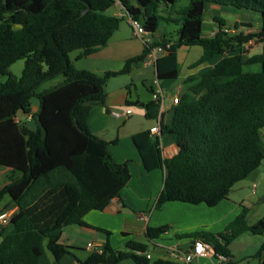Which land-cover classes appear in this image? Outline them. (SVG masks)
I'll list each match as a JSON object with an SVG mask.
<instances>
[{
	"label": "trees",
	"instance_id": "1",
	"mask_svg": "<svg viewBox=\"0 0 264 264\" xmlns=\"http://www.w3.org/2000/svg\"><path fill=\"white\" fill-rule=\"evenodd\" d=\"M116 1L151 32L174 24L176 39L164 30L159 40L146 42L142 52L119 70L99 74L76 68L71 51L89 55L118 29L122 17L105 13ZM209 3L258 12L259 30L245 32L234 22V30L228 32L225 21L214 16L217 29L204 36ZM253 37H264V0H0V74L7 75L0 81V167L8 168L0 201L7 196L16 205L8 222L11 228L2 231L0 264H58L69 253L60 242L63 227L89 226L84 215L102 210L119 196L130 179L127 162L112 158L108 142L91 133L85 119L90 104L105 102L107 80L130 72L131 64L144 61L153 49L161 50L155 58L158 75L178 70L177 49L182 46L202 48L191 67L219 56L208 71L184 78L186 91L170 108L167 122L156 100L127 101L143 106L145 117L159 122L158 134L146 129L132 135L144 168L163 171L154 208L167 201L213 206L226 198L232 186L264 159L259 135L264 126V44L263 52L246 60L258 65L256 70L243 69L238 50ZM22 58L24 66L16 77L8 67ZM58 75L63 76L59 84L37 90ZM33 95L40 99L35 110L29 100ZM19 113L23 117L16 121ZM28 118L36 123V131L25 125ZM169 144L176 146V152L164 158L162 147ZM246 213L243 206L218 233L192 235L229 258L228 245L238 235H264V215L248 224ZM166 229L147 226L146 235L152 240ZM148 248L133 238L125 242L124 250L106 243L101 252L90 253L78 264H119L125 259L136 264L167 263L150 261ZM262 252L264 239L254 257Z\"/></svg>",
	"mask_w": 264,
	"mask_h": 264
},
{
	"label": "crops",
	"instance_id": "2",
	"mask_svg": "<svg viewBox=\"0 0 264 264\" xmlns=\"http://www.w3.org/2000/svg\"><path fill=\"white\" fill-rule=\"evenodd\" d=\"M113 6L118 8L120 13L125 12L128 16L127 11L119 1H116ZM111 14L118 16L116 12ZM129 18L128 16L127 24L129 29L119 25L105 45L98 47L94 52L86 56H80L81 51L78 52L73 65L78 69H87L99 74L106 70H119L126 60L134 58L142 52L146 43L145 38L148 39V43L160 39L163 35L164 30L161 32H156L157 30L151 32L147 29V34L137 35L129 22ZM233 30V28L230 29V31ZM215 31H211V35ZM160 54L161 50L153 49L144 61H135L133 62L135 65L131 64V70L136 66H141L144 69L151 68L153 74H155V78L144 79L143 81L145 88L149 92L145 99L139 95L133 96L128 85H125V89L123 87H120L118 90L108 89L109 81L107 80L105 102L103 104L94 103L89 106L85 119L87 129L108 142V150L116 162H127L130 179L120 190L119 196L110 200L108 205L102 210H91L84 215L83 220L89 226L71 224L63 227L60 242L68 247L69 253L63 255L59 259L58 264H78L79 260H85L90 253L101 252L106 243H109L115 249L124 250L122 248H125V242L130 238L140 241L137 239L138 233H134L127 224L128 219L135 215L145 223V241L140 242H146L149 245L145 254L150 256V261L161 259L167 262L164 264H184L181 259V252H188L193 240L199 239L195 238L192 234L199 231L210 233L222 231L240 212L243 206L247 208L246 214H248V206L242 203L241 207L240 205L237 206L235 203L229 202L228 198L220 200L213 206H208L205 203L191 204L181 201H167L160 208H154L155 201L163 185V171L159 168L152 170L144 168L141 157L133 144L132 135L136 132L150 129L153 126H159V122L158 120L145 117V109L141 105L139 106V112L133 113L132 109H130L131 112L126 114V109H129L127 101L134 102L137 99L141 102H147L155 100L154 94L156 92L163 95L164 103L160 107V112L163 113L164 120L167 122L172 116L170 111V108L173 106L171 98L176 95L180 97L186 91V85L183 83L184 78L190 75L199 76L204 67L209 70L219 59L214 58L198 66L191 67V64L202 54L201 48L197 58L187 64V69L184 73H177V70L158 75L156 73L155 58ZM83 59H88L91 62L90 64H94V67L82 65L81 61ZM167 78H174L176 82L173 84L170 81L166 83L164 80ZM155 84L157 87H155ZM164 84L168 86L172 85L173 87L172 89H164ZM150 88H153V92L149 91ZM36 108V106H33L34 110ZM19 114L16 118L23 117V115L19 117ZM120 119L121 121L125 120V122L118 127ZM113 124L118 128L114 137L111 136ZM121 127L125 129L122 134L123 137L119 135ZM175 152L176 146L174 144L163 146L161 150L162 157L164 158L170 157ZM7 173V167H0V175H4L2 176L4 178H2L0 186L7 182ZM118 200L121 201L122 205L118 203ZM4 208V211L13 213L16 210V205L9 198H3L0 201V210ZM246 221L248 224H252L247 218ZM162 225L167 227L166 231L158 238L150 240L146 235L147 226L157 227ZM10 228L11 225L9 223L0 224V241L4 236L2 231L4 230L5 233ZM244 236L245 233H242L237 237ZM89 242L94 244L92 248L87 247ZM254 242L256 249L254 248L250 253H244L243 251L235 252L228 247L230 252L228 259H222L216 255H208L194 257L189 264H231L235 261H240L239 259L250 257L255 258L254 264H262L264 262V252L259 257H254L262 240ZM174 251L176 255L173 253ZM154 252L156 253V257L153 255ZM47 255L51 261L54 260L51 253L47 252ZM119 264L136 263L131 259H125Z\"/></svg>",
	"mask_w": 264,
	"mask_h": 264
},
{
	"label": "rangeland",
	"instance_id": "3",
	"mask_svg": "<svg viewBox=\"0 0 264 264\" xmlns=\"http://www.w3.org/2000/svg\"><path fill=\"white\" fill-rule=\"evenodd\" d=\"M116 12L119 17H122L121 22L119 25L125 26L127 29H129V26L127 24V15L124 12H119L118 8L112 6L109 9L105 11L107 14H111ZM214 16H218L222 18L226 23V28L229 30L232 28L234 22H236L239 25V29L245 32H257L260 28L261 24V17L258 12L249 10V9H237L232 6H225V5H217V4H206L205 10H204V18H203V29L202 33L204 36H211V31L217 29V22L213 19ZM175 29V25H166L165 28H159L156 32H161L162 30L167 31L168 37H172V39H176L175 32L173 31ZM159 40V39H158ZM263 44H264V37L260 39L259 37H253L248 42L241 45V47L238 49L243 57L244 70H256L258 68V65L256 64H247L246 60L250 56L254 54H259L263 52ZM201 50L200 46H191V47H184L182 46L177 51V61H178V71L177 73H184V71L187 69V64L195 60L197 56L199 55V52ZM80 52L79 49L73 50L69 53V57L73 63L75 56ZM217 57H215L216 59ZM219 58V56H218ZM82 65L85 67H94V64H90L91 62L88 61V59H83ZM89 62V63H88ZM78 65V63H77ZM135 65V63H133ZM24 66V59H18L15 62H13L9 67L8 70L10 73L15 75L16 77H19L21 75L22 69ZM134 67V66H133ZM133 70L130 71V73H122L118 74L116 76L110 77L108 79V89L118 90L120 87H123L125 89V85H128L130 88V91L133 96L139 95L141 98L145 99L146 96H148L149 92L144 86V79L149 78H155V74H153V71L151 68L144 69L141 66H136L132 68ZM208 69L205 67L201 70L199 75L206 72ZM7 78L6 74H0V81L3 82ZM63 80L62 75H58L56 77H53L51 79L43 81L37 88L38 91H41L43 89H48L50 87H53L57 84H59ZM107 81V82H108ZM166 83H169V81L173 84L175 83V79H169L167 78ZM107 84V83H106ZM106 87V86H105ZM155 87L157 85L155 84ZM172 85L168 86L166 84L163 85V88L165 89H172ZM140 105L132 104L127 105L129 109H132V112H139ZM19 117H22V114H19ZM125 122V120L118 123V127L122 125ZM117 126L113 124L111 127V136H116V130ZM124 128H120L119 135L120 137L124 133ZM260 135V141L262 144V147L264 149V126L260 128L259 130ZM110 136V135H109ZM123 137V136H122ZM123 141V140H122ZM121 141V142H122ZM131 144V143H129ZM124 145V143H122ZM4 176V175H2ZM0 175V183L1 180H3ZM5 199L8 198L7 196L4 197ZM227 200L231 203H235L237 206L242 204H245L248 206V214H246V218L250 222H255L261 215H264V159L261 161L260 165L253 170L246 178L236 182L230 192L228 193ZM128 227H130L134 233H138L137 239L140 241H145V232L144 227L145 223L143 220L138 219V217L132 216L128 219ZM246 236H253L246 237ZM264 235L261 234H253L250 232H246L244 237H237L235 238L228 247L231 250L237 251H243L244 253H250L254 250L256 247V244L254 241L256 240H263ZM125 249V248H122ZM256 249V248H255ZM154 257H156V253L154 252ZM236 255V254H235ZM240 261H235L231 264H254L255 258H243L239 259Z\"/></svg>",
	"mask_w": 264,
	"mask_h": 264
},
{
	"label": "built area",
	"instance_id": "4",
	"mask_svg": "<svg viewBox=\"0 0 264 264\" xmlns=\"http://www.w3.org/2000/svg\"><path fill=\"white\" fill-rule=\"evenodd\" d=\"M129 22L131 24V26L134 29L135 34L137 35H142V34H147V30L142 26V24L134 19L129 18ZM226 31H228V29H226ZM146 40V42L148 41V39H144ZM158 51H160V48H158ZM154 99L158 102L159 104V111H160V107L163 105L164 103V96L160 95L159 93H155L154 94ZM180 100V97L178 95L173 96L171 98V103L177 104ZM131 112L130 109H126V114H129ZM16 121H18V118H15ZM151 133L154 134H158L159 133V126H153L150 129ZM12 213H10L9 211H3L0 213V224L4 225L6 223L9 222L10 217H11ZM94 246V244L92 242H89L87 244L88 248H92ZM176 255V252H173ZM181 259L184 262V264H189V262L194 258V257H202V256H208V255H216L217 257H220L222 259H228L227 257H224L221 254H216L212 245L208 242H205L201 239H194L192 242V246L189 249L188 252H181ZM146 257L149 258L150 256L148 254H146Z\"/></svg>",
	"mask_w": 264,
	"mask_h": 264
},
{
	"label": "water",
	"instance_id": "5",
	"mask_svg": "<svg viewBox=\"0 0 264 264\" xmlns=\"http://www.w3.org/2000/svg\"><path fill=\"white\" fill-rule=\"evenodd\" d=\"M159 53H160V52H159ZM29 100H30V103H31L33 106L38 107V106L40 105V99H39V97H37V96H35V95L31 96ZM25 125H26L29 129L33 130V131H36V130H37L36 123H35L34 120L31 119V118H28V119L26 120ZM118 203H119L120 205H122V203H121L120 200H118ZM122 208H123V207H122Z\"/></svg>",
	"mask_w": 264,
	"mask_h": 264
}]
</instances>
